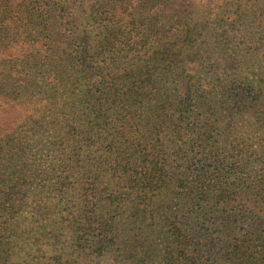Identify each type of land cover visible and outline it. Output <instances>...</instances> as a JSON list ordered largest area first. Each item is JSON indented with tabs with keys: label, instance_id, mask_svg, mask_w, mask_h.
Instances as JSON below:
<instances>
[{
	"label": "trees",
	"instance_id": "obj_1",
	"mask_svg": "<svg viewBox=\"0 0 264 264\" xmlns=\"http://www.w3.org/2000/svg\"><path fill=\"white\" fill-rule=\"evenodd\" d=\"M0 264H264V0H0Z\"/></svg>",
	"mask_w": 264,
	"mask_h": 264
},
{
	"label": "rangeland",
	"instance_id": "obj_2",
	"mask_svg": "<svg viewBox=\"0 0 264 264\" xmlns=\"http://www.w3.org/2000/svg\"><path fill=\"white\" fill-rule=\"evenodd\" d=\"M91 1H93V0H78V3H81V4H83V6H85V5H88Z\"/></svg>",
	"mask_w": 264,
	"mask_h": 264
}]
</instances>
